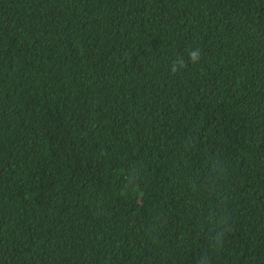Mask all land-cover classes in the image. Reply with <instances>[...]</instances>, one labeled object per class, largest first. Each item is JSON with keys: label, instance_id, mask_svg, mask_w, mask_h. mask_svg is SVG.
I'll use <instances>...</instances> for the list:
<instances>
[{"label": "trees", "instance_id": "16d2710c", "mask_svg": "<svg viewBox=\"0 0 264 264\" xmlns=\"http://www.w3.org/2000/svg\"><path fill=\"white\" fill-rule=\"evenodd\" d=\"M202 261L264 264V0H0V264Z\"/></svg>", "mask_w": 264, "mask_h": 264}, {"label": "clouds", "instance_id": "9594fccd", "mask_svg": "<svg viewBox=\"0 0 264 264\" xmlns=\"http://www.w3.org/2000/svg\"><path fill=\"white\" fill-rule=\"evenodd\" d=\"M188 59L193 64L198 63L200 60V50L199 49L190 50ZM184 67H186L185 62L182 59H179L173 65L170 66V70L172 74L175 75L177 72L181 71ZM216 241H217V244L220 243L219 233L217 234ZM202 264H204L203 261H202Z\"/></svg>", "mask_w": 264, "mask_h": 264}]
</instances>
